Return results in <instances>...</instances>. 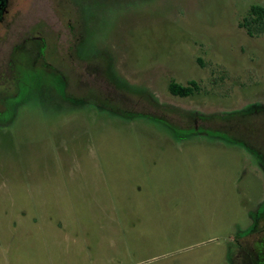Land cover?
<instances>
[{
	"label": "rangeland",
	"instance_id": "374dc122",
	"mask_svg": "<svg viewBox=\"0 0 264 264\" xmlns=\"http://www.w3.org/2000/svg\"><path fill=\"white\" fill-rule=\"evenodd\" d=\"M82 3L79 53L103 71L204 114L264 108V33L244 29L264 0ZM189 81L193 98L171 97ZM89 89L29 81L0 120V264H227L264 206L254 156L98 111Z\"/></svg>",
	"mask_w": 264,
	"mask_h": 264
},
{
	"label": "flooded vegetation",
	"instance_id": "af4514ba",
	"mask_svg": "<svg viewBox=\"0 0 264 264\" xmlns=\"http://www.w3.org/2000/svg\"><path fill=\"white\" fill-rule=\"evenodd\" d=\"M83 6L82 0H0V120L10 115L29 81L56 80L65 96L67 89L80 92L86 84L92 88L96 110L123 119L129 114L151 119L166 125L183 141L202 136L235 142L254 156L258 172L264 175V108L204 114L161 102L144 88L136 90L115 68L105 65L103 71L98 62L79 53ZM104 88L122 94L111 95ZM126 94L137 97L139 104L131 105ZM170 95L179 102L194 97ZM148 100L150 107L146 106ZM5 125L0 122V130ZM226 263L264 264V206L254 217L253 228L236 240Z\"/></svg>",
	"mask_w": 264,
	"mask_h": 264
},
{
	"label": "trees",
	"instance_id": "16d2710c",
	"mask_svg": "<svg viewBox=\"0 0 264 264\" xmlns=\"http://www.w3.org/2000/svg\"><path fill=\"white\" fill-rule=\"evenodd\" d=\"M250 14L254 18V20H252V24H254L255 26L244 27V29H246V32L250 33L252 27H257L259 28L261 33H264V26H261L262 21L264 20V8L258 6L251 7ZM168 91L174 96L187 97L199 92V84L195 81H189L186 85H180L175 82H170L168 84Z\"/></svg>",
	"mask_w": 264,
	"mask_h": 264
}]
</instances>
